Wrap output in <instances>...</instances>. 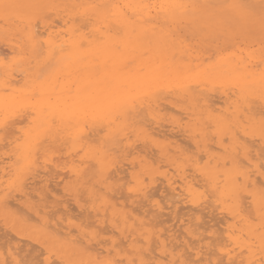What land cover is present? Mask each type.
Returning a JSON list of instances; mask_svg holds the SVG:
<instances>
[{"label":"bare ground","instance_id":"6f19581e","mask_svg":"<svg viewBox=\"0 0 264 264\" xmlns=\"http://www.w3.org/2000/svg\"><path fill=\"white\" fill-rule=\"evenodd\" d=\"M61 1L62 5H60L61 3H59L60 1L58 0H0V18L3 22L2 24H6L9 27L12 26V22L17 21L20 27L16 29L21 35L19 38L13 35L14 38H17L14 40L12 37L9 38L10 36L8 39L3 36L4 39H6L5 44L8 48L6 51L9 50L14 55L10 58L11 62H5L7 63L5 64L3 62V60H5V58H3L5 55V49H0V119L5 117L8 121L9 116L14 115L16 111L23 109L26 110V115L23 112L25 118L23 119L21 114H18V117L20 115L22 119L20 118L16 122L20 124L21 122L27 123L25 129L16 126L18 131L17 134L10 132L11 134H14L8 137L0 136V141L6 138L8 145H13L12 147L10 146L12 150L8 148L10 149L9 154H5V156L0 154V215H4L5 219H7L5 226H7L8 223H11L8 226L11 228L10 230L15 236L24 237L23 239L28 238V243L31 244L29 241L30 239L35 244L37 243V246L39 245V250L42 249L43 254H45L42 256L41 252H39L41 254L38 253V255H41L40 257H43V264H58L59 262L60 264H98L99 261L97 259L103 252L106 253L105 257L111 252H114V254L111 253L113 255L112 257H107L102 260L103 264H146L145 260H147V258L151 260H149L150 264H220L221 261H219V259L218 261L214 259L216 254L221 256L222 262L224 260L225 264H260L261 259L264 261V161L262 162L263 166L260 164V161L264 158L262 159L260 155L261 153L254 152L248 147V144V146L245 145L246 142L244 143L241 139L239 140V136H237L240 133L242 136H247L249 138L255 137L264 146V114L262 111L260 112V110H256L257 108L255 109L252 105V102L258 100L264 106V69L258 71L253 67H248L246 58L234 51L227 54H221L216 60L205 63L204 65H201L200 63L192 64L191 59H189L190 62H186L187 54L188 56L192 55L186 51L188 43H186L187 41H185V39H182V37L173 33V28H168L169 25L167 24L170 21L172 23H177L182 20L191 21L194 25L193 30H197L205 37L208 35L207 33L210 34L212 32L211 27L218 28L222 31L225 29L232 31L237 28L236 26H239L241 30L246 32V29L249 27L248 24H250L251 16L250 13L241 6L240 2L242 0ZM212 1L216 4L215 6L211 5ZM246 1L264 7V0ZM60 7L66 12L65 15L67 16V18L62 20L65 28L63 27L64 30L62 31H54L52 29L53 25L51 26L47 23L49 19L45 16L47 15L50 18L51 15L49 16V14L53 13V10ZM48 11L51 12L49 13ZM45 12H48L49 14L46 13L44 16ZM66 16L62 15L63 18ZM75 16L80 19L81 22H79V24L75 21ZM43 17L45 18V21L48 20L45 22ZM51 20L53 21V18ZM38 23H40V27L38 26ZM187 23L189 25V22ZM205 23H207L208 26H205ZM259 23L260 29H264V19H260ZM180 26L183 25L180 24ZM56 27L54 28L57 29ZM258 28L259 27H257V29ZM2 29L4 28L2 27ZM86 29H88V31H86ZM263 29L261 31H264ZM251 30L252 29H249L247 32H252ZM256 30H254L255 36L256 34L259 35V32ZM240 32L242 34L243 31H239V35H241ZM245 32H243V34ZM191 33H193V31ZM262 34L264 35V33ZM16 35L18 36V34ZM195 38L196 37H194V39L192 38V41H194ZM21 40L23 41L24 46H26V49L23 47V44H20V42L22 43ZM192 41L190 42L192 43ZM196 41L198 40H195L194 42ZM203 43H205V39ZM39 48L43 50L42 53H44V56L39 53ZM35 51V56L40 55L33 57ZM26 53H28L29 56H32V59L43 57L40 61L39 59L38 61H34L35 64H40L50 59H56L58 65L60 63V70L56 71V73L54 72V75L52 74V71H50V73H47L45 77L40 80L38 74L42 70L41 67H45L46 62L40 67L41 70L39 69L40 72L36 75H33L32 73L30 74L29 71L27 74L24 73V75H22L23 77L21 76V79H18L20 76L16 79L14 77L15 74L13 75L16 69L14 66L24 60ZM135 55L138 58V62H136L138 65L136 64L137 67L135 68V71L130 73L129 69L126 70V67L128 66V61L126 62V59ZM97 58H99L101 62L102 72L100 75H96L95 73L97 64L95 65L94 59L96 60ZM32 61L33 60H30V62ZM108 61L111 65L110 71H105L106 65L104 64ZM203 62L201 61V63ZM28 70L29 69H27V71ZM23 71H25V69L22 70V74ZM16 72L19 71L16 70ZM17 75L18 74L16 73V77ZM43 75L44 73L42 74V77ZM216 86L223 88L222 93L224 96L212 99L209 93L212 91L213 87ZM227 89H229L230 92L227 91ZM161 93H164V96H161ZM214 96L215 95L213 94V97ZM167 97L171 98H169L170 102L168 103L172 108L174 107L178 109L179 114L180 111L184 112L188 117V122L184 121V126H182V122L180 123L179 121H173L169 126H171V128H181L184 135L193 141L195 148L205 153L207 157L205 160H208L207 168L198 166V155L194 160H191L194 161V172L192 173L186 172L187 170L185 171L182 169V166L180 168L175 167V163L174 171L176 174L169 175L167 172L160 173L157 172L155 167L151 165V162L146 159H143L144 161L140 160L142 163L138 161V163H140L139 165L133 161H130L128 162V165H125V162L121 164L117 162L118 160L113 161V157L110 158V156L107 155L108 153H106L103 144H98V146H96L91 143L93 142L91 138L90 140L88 139L87 129H89V126L86 127V125H89V123L96 125L97 123L99 129L96 133L93 132V135L98 136V133L101 134L100 131L103 132V130H106L107 138H102L107 141L108 139L114 140L118 138V135L124 136L126 137V142H120L121 144L124 143V148H129L131 147V144H133L128 141V134L131 132L132 135L136 137L140 136V140L143 141L144 139L145 142L147 141V145L149 142L152 147H155L160 152L161 155L165 157L169 155L171 160V149L167 148L168 145L166 144L168 142L167 140L170 139L168 138L165 140L166 143H161L164 139H160L161 137L166 139V136L169 133L166 134L165 130H161L160 127L163 125L158 118L160 110L164 109L163 107L161 108L163 104L162 101ZM175 101L184 103L186 108L178 106ZM220 101L223 102L225 106L221 107L219 105L221 103ZM136 105L147 113L146 116L149 117L148 119L152 120L149 124H155L157 127L147 128L146 126L148 123H138L140 120L142 121V119L139 121L138 119H135L137 116L136 112H138L135 110ZM168 107L169 106L165 109L167 110ZM169 110H171V108H169ZM15 116L17 117L16 114ZM6 124L8 123L6 122ZM14 124L16 125V123H13L12 126H15ZM29 124H31V126L28 127ZM135 124L140 125H138L137 128H134ZM4 125L2 127H4ZM9 125L11 127V124ZM58 127L60 128V132H63V136L67 138L70 146L69 153L66 154V151H64V154H66L65 158L68 157L67 161L63 157L66 162L63 164L66 166L68 165L67 170L69 175H73L76 178L82 176V174H85L83 170L86 171V167H89V165L87 166L86 164H90L89 162H91V165H95L98 177L101 179L100 182H98L103 183V186L107 191L112 189L111 184L114 181L126 178L125 175L127 172L129 179L134 182L133 185V183L131 184V182H129L130 180H127L128 183H130L127 184L132 186L125 187L127 188L126 190L129 197L133 198L130 200V204L143 201V205L140 206V209L134 207L136 211L133 207H130L131 211L134 210L133 212L138 213H132L130 210H127L126 212L116 211V202H113L116 201L119 195L116 196V194L113 193L116 196V198L113 199V202H110L109 200L104 201L102 200V197L101 199L99 198L101 201H104V204L102 202V206L104 207L100 208L101 206L99 207V205H97L100 208L99 209L94 208L95 206H93L92 211L94 212L93 217H95V219L94 221H88L87 225L89 226V222H93L97 226H101L105 221H108L112 231V222L105 218L107 214L110 216V219L111 217L112 219L118 217L115 218V221L116 219L119 220V217L122 222H125L127 219H132L131 222L127 220L130 226H132L133 223L135 224V222H138L141 225L140 229L142 230L137 233V237H134V234L136 233L133 231L134 229H130L128 231L129 234L126 232L127 235L122 236L127 243L124 247H128L131 251H135V263H133L132 258H129L126 255L121 257V254L116 251L115 246L117 243L119 244V242L113 235L99 240L97 238L98 234H88L77 226L71 227L69 223L64 224L61 217H58L56 221H53L55 215L52 216V214H49L50 209L49 211L47 209L49 207L54 208L58 206L55 209L58 208V210H62L63 213H60V215L64 214L67 216L68 211L70 210L71 212V209H68L67 198L64 199L66 201H60L54 198L57 200L54 205H47L46 203L43 205L39 204L40 206L38 207L25 205L27 202L30 203V199L33 195L39 196L38 193L33 191L35 188L28 185L29 182L25 181V177L29 178V175L26 176L27 172L30 168L33 169L34 155L37 153L36 150L38 151V149H40L42 144H40V142L44 143L47 138L49 141L48 136L43 141L44 137L50 133L51 130L52 132L56 129L58 130ZM149 129L151 131H149ZM208 133L219 139V142L216 145L223 150L222 154H217L218 152L216 151L214 152V146L209 143L211 136L209 139ZM4 134L8 135L6 132H4ZM89 134L88 131V135ZM223 135H227L229 138V143L227 145L223 144ZM63 136L61 135L60 137ZM173 136H175V134H173ZM56 137L55 139L58 138ZM170 137L172 139V135H170ZM197 137L198 139H196ZM247 137L246 139L248 140ZM244 138L245 137H243V139ZM159 139L160 142L158 141ZM257 139L255 140L257 141ZM62 140V142L65 141L64 139ZM248 141L251 143L250 140ZM62 142L61 144L65 143ZM49 143H47L46 146L49 145L50 147L48 146V148H51L53 146L51 145L52 142ZM95 143L97 144V142ZM170 143L169 145H171ZM178 144L181 145L180 142H178ZM182 144H184L183 141ZM186 144L191 146L187 142ZM38 146L39 148L37 149ZM250 146L253 147L254 145ZM67 148L68 147H66V149ZM150 149L152 148L150 147ZM48 150L46 149V151ZM11 151H13L12 154H10ZM46 151H43V154L45 153L44 158L47 156ZM50 151L48 154L51 153V157H53L55 152L53 150V152ZM40 152H42V150ZM172 152L185 156L184 151L179 147L172 148ZM188 155L187 159L190 158ZM42 156L43 155L40 154L37 158L35 155L40 161L41 158L39 159V157ZM47 157L49 159V156ZM59 159L58 162L63 167V164L60 163L61 160L59 161ZM175 160L172 159L171 161L173 162ZM178 160H176V162ZM181 160H183V162L185 161L184 158ZM181 160L179 162H181ZM55 161H57V158ZM200 161L202 162V160ZM244 162L248 164L247 167L243 166ZM226 163L231 165L227 170L225 169ZM47 164H49V161ZM135 164L140 167L138 168L140 170L138 171L135 169L133 170L135 172H133L131 169L132 172H130L129 168H135ZM259 165H261L263 169L260 168ZM54 166L58 168L59 165L54 164ZM46 168H37L38 170L33 169L34 171H32L34 173H32V175L30 174V179L32 181L28 179L34 186L39 185L38 183H42L43 185L41 187L42 189H45V191L43 190L44 193H46V190L47 192L50 191L49 186L51 184H53V186L51 185L53 191L54 189H59L55 186L66 176L65 173H62L63 169L61 173H57L55 177H48V168ZM186 168L188 169L189 167ZM136 170L138 173H136ZM140 171L143 172V175H147L146 178H148L149 181L146 184L144 183V176L142 177V174L139 173ZM154 173L161 175L162 179L161 185L163 184V186L161 187L164 189L161 190L159 195L157 192L160 187H157V185L156 187L155 185L153 186L156 180L154 179ZM198 175L204 183L196 178ZM51 178H56L54 181L55 183L53 182L49 184V182L54 180H51ZM67 179L68 178H66V180ZM239 179H241V182H239ZM85 180L87 181V179ZM158 180H160V178H158ZM204 186L207 187V195L210 196L211 193L210 197L212 199L210 202L206 199V194L203 193L204 190V192H206ZM249 186L253 189V192L251 194L246 192L244 198H250L247 203H249L251 208L249 211H252V217L250 214L246 213V215L244 213L245 209H243V206L245 205H243V202L240 199L241 194H243L246 189L248 190L247 187ZM38 187L40 186H37L36 188ZM94 187H96V184ZM151 187L154 191L152 190L150 192L149 189H152ZM154 187L155 189L158 188L157 192ZM11 188L16 190V194L11 192L12 195H10ZM42 189L40 188L39 190ZM81 189L83 190V188ZM102 192V195L105 194L108 196V194H110L111 196H114L111 194L112 192L105 193L104 190ZM163 192L165 193L163 194ZM58 193H60V190ZM82 193H84V190ZM157 195L158 198H155ZM167 195L174 199L166 198ZM43 196L46 197L50 195L47 193ZM120 196H122V193ZM85 197L87 199V197L91 196ZM37 198L38 197H36V199ZM51 198L53 200V196ZM111 198L109 196V199ZM45 201L49 202V199ZM54 201L51 203H55ZM96 203L99 202H95V205ZM127 204L128 203L124 202L123 204H120V206L122 205V208H124ZM128 205L127 207H129ZM144 206L147 209L142 210ZM209 206L218 209V214L221 215L219 217L215 214L216 217H219L220 219L218 218V221H216L217 219L215 220L214 218H211L216 222L210 223L211 226L216 224L221 228L220 232L222 237L218 238L219 241L217 239L218 236H214V231L204 234V232L202 233L199 230L200 226L202 228L205 225H201L202 223L200 220L202 219L199 220L200 216H198V214L205 208L211 212ZM108 207H110V210L108 211L109 213L106 214ZM182 207L187 208L186 211H179L185 210L181 209ZM90 209L88 211H91ZM79 211L83 212V210ZM150 212L155 213V218L162 217L163 215L166 216L167 214L168 217L172 215L170 218L174 220L172 223L173 227L169 229H166L165 227L163 229L160 226L161 228H158L157 230H151V227L154 229L159 227V225L163 223V218H161L162 220H156V222H152V219L151 221H146ZM80 214L81 213H79V219L82 218V215ZM138 214L141 215V218L138 217ZM204 214L201 215V218ZM213 216L214 213L211 217ZM67 217H69V214ZM168 217H166V220L169 219ZM226 217L230 220H227ZM147 219H150V217ZM13 220L17 221L19 225H15L16 222L13 223ZM166 220L164 221L166 222ZM184 220L187 221L184 222ZM198 220L201 224H199ZM28 221L38 222L40 229H35L34 227H32V229L24 228L23 225H21H26ZM147 225H150L151 227L147 228ZM193 225H197V227L191 229V226ZM130 226L127 227V229L130 228ZM72 229L76 233H74ZM4 232V235L8 233L6 231ZM117 232L123 234L121 230H118ZM112 234H115L116 236V232ZM87 235L89 237H87ZM11 236L12 234H10V237ZM10 237L8 239H11ZM120 239L121 238H119V241H121ZM139 241L143 242V249L142 246L136 245ZM0 243H3L2 247H5L4 250L0 247V264H19L20 261H22L23 257H19V248L17 246L10 244V241H0ZM121 245L123 247L124 244ZM20 246L22 247L21 244L19 247ZM149 247H153L156 250L154 249L151 251V248L149 249ZM22 249L23 248H21V250ZM29 255L30 252L28 253V256ZM53 256L57 258V262L54 259V261L52 260ZM18 257L21 259L20 261ZM33 258H35L34 255ZM23 263L26 262L23 261Z\"/></svg>","mask_w":264,"mask_h":264},{"label":"rangeland","instance_id":"374dc122","mask_svg":"<svg viewBox=\"0 0 264 264\" xmlns=\"http://www.w3.org/2000/svg\"><path fill=\"white\" fill-rule=\"evenodd\" d=\"M58 1H60L59 3H61L60 5H62V1L61 0H58ZM64 1V0H63ZM112 1H114V0H112ZM115 1H117V0H115ZM240 4H241V6L242 7H244V9L245 10H247L249 13H250V16H251V18H250V24H248V29H246V32L249 30V29H252L251 31L252 32H245L244 30H241L240 28H239V26H236L237 28L236 29H234V30H232V31H228V30H220V29H218V28H214V27H211L212 28V32L209 34V33H207L206 35V37L205 36H202L201 35V33H199L197 30V32L196 31H194L193 29H194V25H193V22H191V21H186V20H182V21H180V22H177V23H172L171 21L170 22H168L167 24L169 25L168 26V28H173V33H176L177 34V36H179V37H182V39H185V41H187L186 43H188V46H190V47H188L187 46V49H186V51H187V53H189V54H192V55H190V56H188V54H187V56H186V62H190V60L189 59H191V62H192V64H197V63H200L201 65H204L205 63H209V62H212L213 60H216V58L219 56V55H221V54H227V53H230V52H235V53H237V54H240L241 56H244L245 58H246V60H247V64H248V67H253L254 69H257L258 71H261L262 69H264V35L262 34V33H264V31H261L262 29H260V19H264V7H262V6H260V5H255V4H252V3H248L246 0H242L241 2H240ZM211 5H213V6H215L216 4L215 3H213V1H212V3H211ZM212 7V6H211ZM214 8V7H213ZM58 9V10H57ZM56 10H53L52 12L54 13H51V14H49L51 11H48V12H45V14H44V16L46 15V13L47 14H49V16H50V18L52 19L53 18V21L46 15L45 17H47L46 19L48 20H46L47 21V23H49L51 26L53 25V27H52V29L54 30V31H58V30H60V31H62V30H64V28H65V26H64V24L62 23L63 21L62 20H64L65 18H67V16L65 15L66 14V12L65 11H63V9L60 7V8H57ZM61 9H62V11H61ZM60 10V11H59ZM62 12V13H61ZM60 13V14H59ZM53 14V15H52ZM58 16H57V15ZM62 15H64V16H66V17H62ZM60 17V18H59ZM62 17V18H61ZM76 18H75V21H77V23L79 24V22H81L80 21V19L79 18H77V16H75ZM43 19H44V21H45V18L43 17ZM56 20V21H55ZM252 20H254V21H252ZM45 21V22H46ZM49 21H51V22H49ZM56 23H55V22ZM83 21V20H82ZM16 22V23H15ZM53 22V23H52ZM58 22V23H57ZM182 22H184V23H182ZM187 22H189V25H190V27H189V25H188V23ZM3 22H2V20H1V18H0V37H2V38H0V41L3 43V45H6L5 44V41H6V39H4V37L3 36H5V38H7L8 39V37L9 38H11L12 37V39L14 40V39H17V38H19L21 35H20V33L17 31V29L16 28H18V27H20V25L18 24V22L17 21H14V22H12L13 24H12V26H9L8 27V25H6V24H2ZM52 23V24H51ZM60 23V24H59ZM18 24V25H17ZM59 24V25H58ZM80 24H82V23H80ZM174 24V25H173ZM180 24H182L183 26H180ZM57 27H56V26ZM63 25V26H62ZM38 26L40 27V23H38ZM58 26H60V27H58ZM205 26H208V24L207 23H205ZM251 26V27H250ZM2 27L4 28V29H2ZM54 27H56L57 29H55ZM62 27V28H61ZM64 27V28H63ZM253 27V28H252ZM257 27H259L258 29H257ZM7 28V29H6ZM12 28V29H11ZM235 28V27H234ZM188 29H190V30H188ZM256 30L257 32H259L258 34L259 35H257L256 34V36H255V31L254 30ZM9 30V31H8ZM181 30V31H180ZM187 32H186V31ZM264 30V29H263ZM15 32V33H13V32ZM86 31H88V29H86ZM193 31V33H191ZM206 31V30H205ZM239 31H243V32H245L246 33V35H245V33L243 34V32H242V34H241V32H240V34L241 35H239L238 33H239ZM3 34H2V33ZM236 32V33H235ZM262 32V33H261ZM185 33H187V34H185ZM198 33H199V35H198ZM218 33V34H217ZM225 33H227V34H225ZM7 34V35H6ZM16 34H18V36L16 35ZM214 34V35H213ZM221 34V35H220ZM247 34H250V35H247ZM252 34V35H251ZM260 34H261V36H262V38H261V36H260ZM16 36L15 38H14V36ZM210 35V36H209ZM215 35H217V36H215ZM231 35V36H230ZM237 35V36H236ZM192 36V37H191ZM197 36H198V39H197ZM201 36H202V38H201ZM248 36H249V38H248ZM254 36H255V38H254ZM186 37V38H185ZM194 37H196L195 38V40H198V41H196V42H194V41H192L193 39H194ZM193 38V39H192ZM199 38H200V40H199ZM3 39V40H2ZM20 39H22V38H20ZM204 39H205V43H203V41H204ZM211 39H213V40H211ZM221 39H223V40H221ZM229 39V40H228ZM192 41V43L190 42V41ZM203 40V41H202ZM243 40V41H242ZM253 40V41H252ZM263 40V41H262ZM22 41V40H21ZM189 41V42H188ZM203 43H201V42ZM227 41H228V43H227ZM231 41V42H230ZM262 41V42H261ZM0 42V49L2 50L3 48L5 49L4 50V52H5V55H4V57L3 58H5V60H3V62L5 63V62H11L10 61V58L14 55V54H12L9 50V52L8 51H6L8 48H7V45L6 46H3L2 45V43ZM207 42V43H206ZM252 42V43H251ZM194 43V44H193ZM225 43V44H224ZM20 44H23V41H22V43L20 42ZM191 44V45H190ZM195 44H197V45H195ZM218 44V45H217ZM223 44V45H222ZM239 44V45H238ZM251 44V45H250ZM203 45V46H202ZM192 46V47H191ZM194 46H195V48H194ZM263 46V47H262ZM23 47L26 49V46H24V44H23ZM198 47H199V49H198ZM201 47V48H200ZM204 47V48H203ZM219 49H218V48ZM231 47V48H230ZM197 48V49H196ZM230 48V49H229ZM202 49V50H201ZM229 49V50H228ZM234 49V50H233ZM190 50V51H189ZM193 50V51H192ZM223 50V51H222ZM42 49L41 48H39V53L40 54H42L43 56H44V53H42ZM192 51V52H191ZM238 52H240V53H238ZM217 53H219V54H217ZM248 53H249V55H248ZM10 56H9V55ZM35 54H36V51H35V53L33 54V57H36V56H39V55H36L35 56ZM37 54H38V51H37ZM28 55V56H27ZM195 56H196V59H195ZM251 56H254V57H251ZM258 56V57H257ZM25 58H24V60H22V61H20L19 63H18V65H15L14 67L16 68L15 69V73H13V75L15 74V78L17 79L18 78V76H20V78H18V79H21V76L22 75H24V73H29V71H30V74L32 73L33 75H36L37 73H39L40 72V70H41V72L38 74V77H40V80L41 79H43L44 77H45V75L47 74V73H50V71H52V74L54 75V72L56 73V71H58V70H60L59 68H60V63H59V65H58V61L56 62V59H50V60H47V61H45V62H43V63H40V64H35V62L34 61H38V59H39V61L43 58V57H37L38 59H36V58H31L32 56H29V54L28 53H26V56H24ZM133 57V58H132ZM189 57V58H188ZM193 57V58H192ZM257 57V58H256ZM260 58V59H259ZM36 59V60H35ZM136 59V60H135ZM252 59H253V61H252ZM30 60H33L32 62H30ZM203 60H204V62H203ZM250 60V61H249ZM26 61H27V63H26ZM49 61H51V62H49ZM94 61H95V65H96V70H95V73H96V75H100V73L102 72V70H101V62H100V59L99 58H97L96 60L94 59ZM128 61V62H127ZM201 61L203 62V63H201ZM25 62V63H24ZM30 62V63H29ZM47 62V63H46ZM126 62L128 63L127 65V67H126V70L127 69H129L130 70V73H133L134 71H135V68L137 67V65H138V63H136V62H138V58H137V56L135 55V56H131V57H128L127 59H126ZM134 64H133V63ZM260 62V63H259ZM7 63H5V64H7ZM23 63V64H22ZM29 63V64H28ZM44 63H46L45 64V67L44 68H42L41 66L42 65H44ZM131 63V64H130ZM253 63V64H252ZM28 64V65H27ZM137 64V65H136ZM21 65V66H20ZM104 65H106L105 66V71H110V67H111V65H110V62L108 61V62H106ZM250 65V66H249ZM260 65V66H259ZM27 68V69H29L28 71H27V69L25 68V67ZM28 66V67H27ZM46 66H48V67H46ZM40 67H41V69H40ZM260 67V68H259ZM20 69V70H19ZM23 69H25V71H23V74H22V70ZM31 69V70H30ZM40 69V70H39ZM16 70H18L19 72H20V75H19V72H16ZM39 70V71H38ZM45 70H47V71H45ZM132 70V71H131ZM16 73L18 74L17 75V77H16ZM44 73V75H43V77H42V74ZM40 75V76H39ZM52 75V76H53ZM23 77V76H22ZM222 89L223 88H221L220 86H216V87H213V89H212V91L209 93L210 95H211V98L212 99H217L219 96H224L223 95V93H222ZM227 91H229L230 92V90L229 89H227ZM164 93H161L160 95L161 96H164L163 95ZM166 94V93H165ZM213 94L215 95L214 97H213ZM170 97H167V98H165L163 101H162V106H161V108L163 107L164 109H162V110H160V112H159V114H158V118H159V121H160V123L163 125L162 127H160L161 128V130H165V133L166 134H168L167 136H166V139L165 138H160L161 140L162 139H164L163 140V142L161 141V143H166V141L165 140H167L168 138L170 139V140H167L171 145H169V143L167 142L166 144L168 145L167 146V148H169V149H171L170 151H171V155H172V158H171V160L173 159V160H178L177 162H176V160L175 161H171L170 160V156H169V158H168V156L167 157H165V156H163V155H161L160 154V152L155 148V147H152V145L148 142V145H147V141L145 142V140L143 139V141L142 140H140L141 139V137L139 136H134V135H132V133L130 134H128V141L130 142V143H133V144H131V147H129V148H124V143H122L121 144V142H126V137H124V136H120V135H118V138H116V137H114V138H116V139H114V140H110V139H108V141L106 140V139H104V138H102V137H106L107 138V135H106V130H103V132L102 131H100L101 132V134L100 133H98V136L100 135H103V136H97V135H93L94 133H96V131L99 129V126L97 125V123H96V125H93V123H89V125H86V127L87 126H89V129H87L88 131H89V135H88V131H87V136H88V139L90 140V138L92 139V141L94 142H91L92 144H94V145H96V146H98V144H103L104 145V147H105V150H106V153H108L107 155H109L110 156V158H112V160L113 161H117V162H119V163H124L125 165H128V162H130V161H133L134 163H137L138 165L140 164V163H138V161H140V160H143V159H146V160H149L150 162H151V165L152 166H154L155 167V169L157 170V172H160V173H168L169 175L170 174H176L175 173V171H174V163H175V167H181L182 169H184L186 172H188V173H192V172H194L193 171V166H194V161H191L192 159L194 160L195 158H196V156L199 158V160H197V163H198V166L199 167H203V168H207V161L208 160H205V159H207V157H206V155H205V153L203 152V151H201V150H199V149H197V148H195V146L193 145V141L189 138V137H186L185 135H184V133L182 132V130H181V128L180 129H178V128H171V126H169L170 125V123H172L173 121H179L181 124H182V126H184V121L185 122H188V117H187V114H185L184 112H182V111H180V114L178 113V109H176V108H172V106L168 103V102H170V99H169ZM223 98V97H222ZM221 102V101H220ZM175 103L178 105V106H181L182 108H186L185 106V104L184 103H180V102H177V101H175ZM222 103V104H221ZM219 105L221 106V107H223V106H225V104L223 103V102H221ZM165 105H166V107H165ZM252 105H253V107L256 109V110H260V112L262 111V113L264 114V106H263V104H261V102L260 101H256L255 100V102H252ZM167 106H169L168 107V111L165 109V108H167ZM169 108H171V110H169ZM137 109H139V110H137ZM172 109H174V110H172ZM136 111H138V112H136V114H137V118L135 117V119L137 120L138 119V121L140 120V119H142V121H143V123H142V121L140 120L138 123H140V124H147V128H152V127H157L155 124H152V125H150L149 123L152 121L151 119H148L149 117L148 116H146L147 115V113L146 112H144L143 110H141L140 108H139V106L138 105H136V109H135ZM177 110V111H176ZM21 111H22V113H21ZM25 111L26 110H23V109H21V110H18V111H16V115H17V117H18V114H21V116H22V118L24 119L25 117L23 116L24 115V113H25ZM162 111V112H161ZM169 111H171V112H169ZM173 111V112H172ZM176 111V112H175ZM24 112V113H23ZM27 113H28V111H27ZM15 114L14 115H12V116H9L8 117V121H7V118H5V117H2V119H0V130H1V133H0V136L1 137H4V136H11V135H13L14 133L15 134H17L18 133V131H17V129H16V126H20L21 128H23V129H25L26 128V126H27V123L26 122H21V124L20 123H17L16 121L18 120V119H20L21 118V116L19 115V117L17 118L16 116H15ZM144 114H145V116H144ZM25 115H26V113H25ZM16 117V118H15ZM138 117H140V118H138ZM144 117V118H143ZM181 117V118H180ZM183 117V118H182ZM263 117H264V115H263ZM5 118V119H4ZM11 118V119H10ZM21 118V119H22ZM185 118V119H184ZM187 118V119H186ZM4 119V120H3ZM134 119V120H135ZM179 119V120H178ZM6 122L8 123V124H6ZM13 123H16V125L15 126H12L13 125ZM24 123V124H23ZM5 124V125H4ZM9 124H11V127H10V125ZM140 124H135L134 125V128H137V126L138 125H140ZM4 125V127H2ZM7 125V126H6ZM164 125H166V126H164ZM5 126H6V128H5ZM29 126H31V124H29L28 125V127ZM3 128V129H2ZM9 128V129H8ZM97 128V129H96ZM7 130V131H5V130ZM96 129V130H95ZM92 130H94V131H92ZM17 131V132H16ZM54 131V130H53ZM62 131V130H61ZM105 131V132H104ZM149 131H151L150 129H149ZM4 132H6V133H8V135L6 134H4ZM10 132H14V133H10ZM60 128L58 127V130L56 129L54 132H52V130L50 131V133H48L45 137H44V139H43V141L47 138V136L49 137V141H48V138L44 141V143L43 142H40V144H41V147H40V149H38L39 148V146H40V144H39V146L37 147V149H38V151L36 150V156H37V158H38V156L41 154V155H43L42 157H39V159L41 158V161L40 160H38L36 157H35V155H34V166H33V169H41L42 167H47L46 169H47V175H48V177H55L56 175H57V173H61V171L63 170V172L62 173H65V178L60 182L59 181V183H58V185H56L55 187H57V188H59V189H54V191L52 190L53 189V184H51V183H53L54 181H55V179L56 178H51V180H53V181H51V182H49V184H51L50 186H49V188H50V191H48L47 192V190H46V193H44L43 192V190L45 191V189H42V183H38L39 185H36V186H34L33 184H31L30 182L32 181L31 179H30V174L32 175V173H34L33 171V169L32 168H30V170H31V172H30V170L27 172V174H26V176L27 175H29L28 177L29 178H27V177H25V181H27V182H29L28 183V185H30V186H32V187H34L35 188V190H33L35 193H38L39 194V196H32L31 197V199H30V203H25V205L27 206V205H30V206H34V207H38V206H40V205H43V204H47V205H54V204H56V201L57 200H60V201H62V200H64V199H66L67 200V204H68V206H69V208L68 209H71V212H70V210L68 211V214H69V217H67L68 216V214H67V216L66 215H60V213H63L62 212V210L60 211V210H58V208L57 209H55L56 207H58V206H56V207H54V208H52V207H49L47 210L49 211V209H50V211H49V214H52V216L53 215H55L54 216V218H53V221H56L57 220V218L58 217H61L62 218V220H63V222H64V224H70L71 225V227H73V226H77V227H79V228H81L82 229V231H86L85 233H88V234H98V236H97V238L99 239V240H102L103 238H107L108 236H111V235H113L114 236V238L116 237V240H118V242H119V244L117 243L116 244V246H115V249H116V251H118L119 252V254H121L120 256L122 257L123 255H126L127 257H129V258H132L133 259V263H135L136 261H135V259H136V254H135V251H131L130 249H128V247H124L125 246V244H127L124 240L125 239H123V237L122 236H124V235H127L126 234V232L129 234V230L130 229H134L133 231L134 232H136L135 234H134V237H137V233L138 232H140V230H142V229H140L141 228V225L138 223V222H135V224L133 223L132 224V226H130L129 225V222H131L132 221V219H130V220H126L125 222H122L121 221V219H120V217H119V220L118 219H116V221H115V218H118V217H115L114 219H112V217H111V219H110V216L107 214V213H109L108 211L110 210V207H108L107 209L108 210H106V216H105V218H107V220H110L111 222H112V231H111V227L109 226V223H108V221L106 222H104L103 223V225H101V226H97L95 223H91V222H89V226L87 225V222L88 221H94V219H95V217H93V214H94V212L92 211V208H93V206H95L94 208H99L100 206V208H102V207H104V206H102V202H103V204H104V201H106V200H109L110 202H113L114 200L113 199H115L116 198V196H118L119 195V197H117V199H116V201H114L113 203H115V207H116V211L118 210V212H120V211H124V212H126L127 210H130L131 211V208L130 207H135L136 209H140V206H142L143 205V201H140V202H135V203H133V204H130V200H132L133 198H131V197H129V194H128V192H127V186H129L128 184H130V183H128V181L130 180L129 179V176H127L128 175V172L126 173V178H121V180L119 179V181H114L111 185H112V189L110 190V191H107V190H105V188H104V186H103V183H99L100 182V177H98V173H97V171H96V167H95V165L93 164V165H91L92 163L91 162H89L90 164H86L87 166L89 165V167L87 168L86 167V171L85 170H83V172L85 173V174H82V176H80L81 177V179H80V177H78V178H76V177H74L73 175H69L68 174V165L66 166L65 164H63L65 161V159H66V161H67V159H68V157H66L65 158V156H66V154L67 153H69V150H70V146H69V142H68V140H67V138L65 137V136H63L64 134H63V132H60ZM94 132V133H93ZM173 132V133H172ZM211 132V131H210ZM209 132V133H210ZM103 133V134H102ZM208 133V134H209ZM50 134H51V137H50ZM173 134H175V136H173ZM177 134H178V136H177ZM63 136V137H60V136ZM90 135H92V136H90ZM170 135H172V139H171V137H170ZM58 138H57V137ZM94 136V137H93ZM119 136H120V138H119ZM169 136V137H168ZM210 134H209V139H210ZM237 136H239V140L241 139V141H243L244 143H245V145H247L248 147H250L254 152L256 151V152H259V154L261 155V158L263 159L264 158V146L260 143V141L257 139V138H255V137H251V138H249V137H247V136H242L240 133L237 135ZM55 137L57 138V139H55ZM121 137H124V138H121ZM175 137V138H174ZM177 137V138H176ZM212 137H213V135L211 136V139H210V142L209 143H211L213 146V149H214V152L216 151V152H218L217 154H222V152H223V150L222 149H220V148H218L217 147V145L216 144H218V142H219V139L216 137V136H214L213 137V139H212ZM242 137V138H241ZM243 137H245L244 139H243ZM246 137L248 138V140H250L251 141V143L246 139ZM64 139L65 141V143L64 142H62L63 140L62 139ZM97 138V139H96ZM179 138V139H178ZM181 138V139H180ZM223 144H225V145H227L228 143H229V138H228V136L227 135H223ZM50 139H51V141H50ZM55 140V142H54V140ZM124 139V140H123ZM160 139L158 140L159 142H160ZM196 139H198V137L196 138ZM226 139V140H225ZM243 139V140H242ZM255 139H257V141L255 140ZM53 140V141H52ZM58 140V141H57ZM67 140V141H66ZM98 140V141H97ZM178 140H181V141H178ZM245 140H247V141H245ZM46 141H48L47 143H49V142H52L51 143V145H53L51 148H48V146H46V144L47 143H45ZM62 143H64V144H61V142ZM102 141V142H101ZM121 141V142H120ZM143 142V144H142V142ZM182 141H183V143L184 144H182ZM252 141H253V143H252ZM53 142H54V144H53ZM68 144H67V143ZM95 142H97V144L95 143ZM104 142H105V144H104ZM178 142H180V144L181 145H179L178 144ZM186 142L188 143V144H190L191 146H189V145H187L186 144ZM137 143V144H136ZM173 143V144H172ZM255 143V144H254ZM50 144V143H49ZM113 144H115V145H113ZM145 144H146V146H145ZM6 145V146H5ZM44 145V146H43ZM122 145V146H121ZM165 145V144H164ZM174 145V146H173ZM250 145H254V146H256V147H251ZM5 146V147H4ZM13 146V145H8V143H7V140H6V138L4 139V140H2V141H0V154H3V156H5V154H9V151H10V149H11V147ZM47 148H46V147ZM133 146V147H132ZM140 146V147H139ZM147 146H149V147H147ZM181 146H182V148H181ZM190 147V148H188V147ZM50 147V146H49ZM58 147V148H57ZM62 147H63V149H62ZM66 147H68L67 149H66ZM150 147L153 149V151H152V149H150ZM171 147V148H170ZM174 147H179L181 150H183L184 151V153H185V156L183 155H179L178 153H173L172 152V148H174ZM216 147V148H215ZM8 148H10V149H8ZM124 148V149H123ZM5 149H7V150H5ZM46 149L48 150V151H46ZM50 149H51V151L53 150L55 153H54V156L53 157H51L52 156V154L51 153H49V154H51V155H49L48 154V152L50 151ZM58 149H59V151H58ZM65 149V150H64ZM129 149V150H128ZM131 149V150H130ZM138 149V150H137ZM191 149V150H190ZM12 150V149H11ZM42 150V152H40ZM46 151L47 152V156H49V159H48V157L47 156H45V158H44V155H45V153L43 154V151ZM140 150V151H139ZM219 150V151H218ZM50 151V152H51ZM52 151V152H53ZM64 151H66L65 153L66 154H64ZM117 151V152H116ZM144 151V152H143ZM149 151V152H148ZM187 151V152H186ZM62 152V153H61ZM125 152V153H124ZM143 152V153H142ZM13 153V151H11V153L10 154H12ZM40 153V154H39ZM114 153V154H113ZM121 153H122V155H121ZM145 153V154H144ZM38 154V155H37ZM113 154V155H112ZM147 154V155H146ZM170 154V153H169ZM189 154V155H188ZM59 155H60V157H59ZM131 155V156H130ZM154 155V156H153ZM176 155V156H175ZM187 155L191 158H189V159H187ZM200 155H201V158H200ZM56 156V157H55ZM58 156V157H57ZM178 156V157H177ZM179 156H180V158H179ZM203 156V157H202ZM47 157V158H46ZM65 159H64V158ZM150 157V158H149ZM175 157H177V158H175ZM184 158V162H183V160H181V159H183ZM194 157V158H193ZM53 158V159H52ZM56 158H57V161H55L56 160ZM60 158V159H59ZM132 158V159H131ZM165 158V159H164ZM197 158V159H198ZM48 160L49 161V164H47V162L48 161H46V160ZM58 159H59V161L61 160V162L60 163H62L63 164V167H62V165H60L59 164V162H58ZM62 159H63V162H62ZM166 159H168V160H166ZM120 160V161H119ZM165 160V161H164ZM181 160V162H179ZM200 160H202V162L200 161ZM12 161H13V159H12ZM39 161V162H38ZM144 161V160H143ZM199 161V162H198ZM264 161V159L263 160H261L259 163L262 165V162ZM46 162V163H45ZM51 162V163H50ZM141 162V161H140ZM168 162V163H167ZM171 162V163H170ZM44 163V164H43ZM58 164L59 166H58V168L57 167H55L54 166V164ZM66 163V162H65ZM142 163V162H141ZM173 163V164H172ZM178 163V164H177ZM179 163H180V165H179ZM41 164V165H40ZM169 164H171V165H169ZM46 165V166H45ZM48 165V166H47ZM136 165V164H135ZM138 165H136L135 166V168H129L130 169V172H132L133 170H135V169H137L138 171L140 170V169H138V168H140ZM157 165V166H156ZM160 165V166H159ZM176 165H179V166H176ZM247 165L248 164H246V162H244L243 163V166H246L247 167ZM261 165H259L260 166V168H262L263 169V165L261 166ZM36 166V167H35ZM65 166H66V168H65ZM85 166V165H84ZM191 166V167H190ZM32 167V166H31ZM90 167H91V170H90ZM94 167V168H93ZM163 167V168H162ZM186 167H189L188 169L186 168ZM231 167V165L228 163H226V165H225V169L227 170V169H229ZM51 168V169H50ZM169 168V169H168ZM186 168V169H185ZM190 168H192V169H190ZM37 169V170H38ZM58 169V170H57ZM129 169H128V171H129ZM131 169H132V171H131ZM250 169H252V168H250ZM33 170V171H32ZM90 170V171H89ZM136 170V171H137ZM189 170V171H188ZM138 171L136 172V173H138ZM173 171V172H172ZM30 172V173H29ZM133 172H135V171H133ZM172 172V173H171ZM54 173H55V175H54ZM93 174V176H92V174ZM96 175H95V174ZM139 173H143V172H139ZM54 175V176H53ZM153 175H157L156 177L154 176V179H156L155 180V182H154V184H153V186L155 185V187H156V185H157V187L159 186L160 188H162V189H158V192H157V189H155V187H154V189L156 190V192L158 193V195L161 193V190H163L164 188L163 187H161V186H163V184L161 185V175H159L158 173H154ZM69 176V177H68ZM123 176V175H122ZM124 176V177H125ZM142 177L144 176V183L146 184L149 180H148V178H146V174H142L141 175ZM159 176V177H158ZM71 177H72V179H71ZM90 177H92V178H90ZM95 177V178H94ZM66 178H70L69 179V181H68V179L66 180ZM90 178V179H89ZM97 178V179H96ZM146 178V179H145ZM158 178H160V180H158ZM196 178L197 179H200V181L202 182V183H204L202 180H201V178H200V176L198 175V176H196ZM28 179H30V180H28ZM74 179H75V181H74ZM85 179H87V181H89V182H87ZM11 180V179H10ZM76 180H78V181H76ZM128 180V181H127ZM240 181L239 182H241V179H239ZM57 181V180H56ZM71 181V182H70ZM99 181V182H98ZM129 182H131V184L133 183V185H134V182H132L131 180L129 181ZM26 183V182H25ZM55 183V182H54ZM75 183H76V185H75ZM81 183V184H80ZM93 185H92V184ZM121 183V184H120ZM124 183V184H123ZM128 183V184H127ZM158 183V184H157ZM60 184V185H59ZM95 184H96V187H94L95 186ZM104 184H105V182H104ZM119 184V185H118ZM123 184V185H122ZM37 186H40V187H38V188H36ZM76 186V187H75ZM82 186V187H81ZM99 186V187H98ZM116 186V187H115ZM121 186V187H120ZM126 186V187H125ZM132 185H130L129 187H131ZM83 188V190H84V193H82L83 192V190L81 189V188ZM87 189H86V188ZM93 187V188H92ZM102 187V188H101ZM42 189V190H39V189ZM49 188H48V190H49ZM52 188V189H51ZM96 188V189H95ZM152 188V187H151ZM204 188H206V192H204L203 190V193L204 194H206V199L210 202L211 201V193H210V196H208L207 194H208V191H207V187H205L204 186ZM248 188V190L246 189V191L243 193V194H241V196H240V199L242 200V202H243V205H245V206H243V209H245L244 210V213L246 214H250L251 215V217H252V211H249L251 208H250V206H249V203H247L248 202V200H250V198L248 197H246V198H244V195H245V193L247 192V193H249V194H251L252 192H253V189L249 186V187H247ZM17 189V188H16ZM202 189V188H201ZM200 189V190H201ZM252 189V190H251ZM12 190V191H11ZM11 190H10V195H12V193H14V194H16V190L14 189V188H11ZM59 190H60V193H58L59 192ZM80 190H81V192H80ZM87 190V191H86ZM105 191V193L106 192H112L111 194H113V193H115L116 194V196L114 195V196H111L110 194H108V196H106L105 194L104 195H102L103 194V192L102 191ZM117 190V191H116ZM124 190V191H123ZM153 190V188L152 189H149V191L151 192ZM57 191V192H56ZM94 191V192H93ZM114 191V192H113ZM121 191V192H120ZM154 191V190H153ZM12 192V193H11ZM86 192V193H85ZM119 192V193H118ZM124 192V193H123ZM166 192V191H165ZM165 192H163V194L165 193ZM33 193V192H32ZM49 194L50 196H43L44 194ZM102 193V194H101ZM121 193H122V196H120L121 195ZM156 193V194H157ZM72 194V195H71ZM78 194V195H77ZM90 194V195H89ZM99 194H101V195H99ZM158 195H157V197H155V198H158ZM243 195V196H242ZM53 196V200H52V197ZM55 196V197H54ZM85 196H91V197H87V199H86V197ZM98 196V197H97ZM104 196H106V197H104ZM109 196H110V198L111 197H114V198H111V199H109ZM168 196V195H167ZM166 196V198H170V199H174V198H171V197H167ZM209 198H208V197ZM246 196V195H245ZM36 197H38V198H42V199H36ZM101 197H102V200H104V201H101L100 199H101ZM49 199V202L47 201H45V200H48ZM54 198H56L57 200H55ZM96 198V199H95ZM100 198V199H99ZM89 199V200H88ZM126 199H127V202H126ZM55 200V201H54ZM66 200H64V201H66ZM85 200V201H84ZM125 200V201H124ZM143 200V199H142ZM55 202V203H51V202ZM101 201V202H100ZM122 201H124L125 203H128V204H130V205H128L129 207H127V205H126V207H124V208H122V205L120 206V204H123L124 202H122ZM95 202H99V203H96V205H95ZM119 202V203H118ZM37 206H36V205ZM40 204V205H39ZM72 204V205H71ZM119 204V205H118ZM92 205V206H91ZM97 205H99V207L97 206ZM131 205H133V206H131ZM75 208H74V207ZM148 207V206H147ZM210 207V209H211V212H210V210H207L206 208L204 209V210H202L201 211V213L202 214H204V212H205V216L203 215L202 216V218H201V213H199L198 214V216H200V218H199V220L200 219H202V220H200V222L202 223H200L199 222V220H198V222H199V224H201V225H205V226H207V227H202L201 228V226H200V231L203 233L204 232V234H208V233H210V231H214V236H218L217 237V239L218 238H221L222 237V234H221V232H220V227L218 226V225H214V226H211V224L210 223H212V222H216V221H218V218L221 216L220 214H218V212H219V210L218 209H215V208H213V206L211 207V206H209ZM245 207V208H244ZM247 207V208H246ZM73 208V209H72ZM87 208V209H86ZM91 208V209H90ZM99 208V209H100ZM133 208H132V210H133ZM134 208V209H135ZM149 208V207H148ZM180 208V207H179ZM208 208V207H207ZM78 211H76V210ZM91 210V211H88V210ZM136 209H135V211H136ZM144 209H147L145 206L142 208V210H144ZM181 209H185V210H179V211H181V212H183V211H186V209L187 208H181ZM54 210V211H53ZM56 210V211H55ZM73 210H74V212H73ZM79 210H83V212L82 211H79ZM208 212H207V211ZM87 211V212H86ZM134 211V210H133ZM133 211H131L132 213H138V212H133ZM179 211H177V212H179ZM213 211V212H212ZM59 212V213H58ZM77 212V213H76ZM181 212H179V213H181ZM210 212V213H209ZM215 212H217V213H215ZM73 215H72V214ZM79 213H81L80 215H82V218H80L79 219ZM83 213V214H82ZM129 213V212H128ZM178 213V214H179ZM213 213H214V216L213 217H211V215H213ZM150 215L147 217V218H149L150 217V219H147L146 218V221H148V220H150L151 221V219H152V222H156V220L158 221L159 219H161V218H163V223L161 224V225H159V227H156L155 229L154 228H152L150 225H147L146 227L147 228H150L151 227V230H157L158 228H165L166 227V229H169V228H171V227H173L172 226V223H173V219L172 218H170V217H172V215H170V217H168L167 215L165 216V215H163L162 217H157V218H155V213L154 212H150L149 213ZM182 214V213H181ZM180 214V215H181ZM201 214V215H200ZM209 214V215H208ZM217 216H219V217H216V215ZM246 214V215H247ZM70 215H71V217H70ZM210 216V217H208V216ZM73 216H74V218H73ZM76 216H77V218H76ZM92 217V218H91ZM138 217H140L141 218V215H139L138 214ZM165 217V218H164ZM166 217H168L167 219L169 220H166ZM204 217V218H203ZM206 218V219H205ZM211 218H214L216 221H214V219L212 220ZM227 218V217H226ZM55 219V220H54ZM77 219V220H76ZM172 219V220H171ZM204 219V220H203ZM210 219H211V221H210ZM220 219V218H219ZM253 219V218H252ZM7 219H5V217H4V215H0V230H2V231H0V234H1V236H0V241L2 242H7V241H10V244H12V245H14V246H17L18 248H19V257L20 258H22V261H20L21 259L18 257V259H19V261H20V263L19 264H43L42 263V258L43 257H40L41 255L43 256V255H45V254H43V250L41 249V250H39L40 249V247H39V245L37 246L33 241H31L30 239H29V241L31 242V244L30 243H28V238L27 237H25V238H27V239H23L24 237H17V236H15V234L10 230L11 228L8 226L9 224H11V223H8V227L7 226H5V223L7 222L6 221ZM79 220V221H78ZM81 220H83V221H81ZM153 220H155V221H153ZM162 220V219H161ZM164 220H166V222L164 221ZM207 220V221H206ZM209 220V221H208ZM227 220H230L229 218H227ZM254 220V219H253ZM119 221H120V223H119ZM187 220H184V222H186ZM204 221V222H203ZM13 223H15V225H19V223L17 222V221H15V220H13L12 221ZM82 222V223H81ZM206 222V223H205ZM207 222H209V223H207ZM115 223H117V224H115ZM205 223V224H204ZM86 224V225H85ZM92 226H91V225ZM120 224V225H119ZM21 225H23V227L24 228H31L32 229V227H34L35 229H40V226H39V224H38V222H35V221H28L27 223H26V225H24V224H21ZM96 225V226H95ZM127 225V226H126ZM210 225V226H209ZM4 226V227H3ZM28 226V227H27ZM84 226H86V227H84ZM94 226V227H93ZM104 228H103V227ZM130 226V228H128L127 229V227H129ZM161 226V227H160ZM209 226V227H208ZM116 227V228H115ZM195 227H197V225L196 226H191V229H194ZM215 227H216V229H215ZM106 228V229H105ZM218 228V229H217ZM108 229V230H107ZM98 230H100V231H98ZM104 231V233H103V231ZM107 232H106V231ZM118 230H121L122 232H123V234H119L117 231ZM219 230V231H218ZM4 231H6V232H8L7 234H5L6 235V237H5V235H4ZM72 231L74 232V233H76L73 229H72ZM108 231H110V232H108ZM116 232V236H115V234H112V233H115ZM220 232V233H219ZM218 233V234H217ZM10 234H12V236L10 237ZM118 234V235H117ZM3 235H4V238H3ZM120 235V236H119ZM11 238V239H8V238ZM87 237H89L88 235H87ZM119 238H121L120 240L121 241H119ZM5 239H6V241H5ZM27 241V242H26ZM218 241H219V239H218ZM12 242V243H11ZM125 242V243H124ZM93 243V242H92ZM135 243V242H134ZM2 244L3 243H0V247H2ZM6 244V243H5ZM22 245V247L21 248H23L22 250H21V248L19 247V245ZM121 244H124L123 245V247H122V245ZM119 245V246H118ZM136 245H138V246H142L143 245V242L142 241H139V242H137L136 243ZM24 246H25V249H24ZM35 246H37V247H35ZM109 246V245H108ZM151 246H153V245H151ZM33 247V248H32ZM34 247H35V249H34ZM120 247V248H119ZM127 248V249H126ZM144 247L142 246V249H143ZM151 248V249H150ZM213 248V247H212ZM2 249L4 250L5 249V247L3 246L2 247ZM121 251H120V250ZM124 249V250H123ZM149 249L151 250V251H153L155 248H153V247H149ZM0 250H1V248H0ZM21 250V251H20ZM156 250V249H155ZM26 251V252H25ZM30 252V255L28 256V253ZM39 252H41V253H39ZM146 252H148V251H146ZM24 253V254H23ZM38 253L39 254H41V255H38ZM112 254H114V252H111ZM109 254L108 256H106L105 257V252H103L102 254H100L99 255V257H98V264H103V262H102V260L104 259V258H107V257H112L113 255L112 254ZM134 253V254H133ZM32 254V255H31ZM25 255H26V257H25ZM33 255L35 256V258H33ZM118 256V255H117ZM219 256V257H218ZM54 257V258H53ZM52 257V260L54 259L56 262H57V258L55 257V256H53ZM214 257V256H213ZM115 258H118V257H115ZM135 258V259H134ZM24 259V260H23ZM214 259L216 260V261H218V259H219V261H221L220 262V264L221 263H223V264H225L224 262V260H223V262H222V259H221V256L219 255V254H216L215 255V257H214ZM53 260V261H54ZM150 259H148L147 258V260H145V262H146V264H150V261H149ZM23 261H25L26 263H23ZM260 261H261V263H260ZM259 261V263L260 264H262V259ZM56 262H54V263H56ZM58 262H59V260H58ZM57 264V263H56ZM58 264H60V262L58 263ZM62 264V263H61Z\"/></svg>","mask_w":264,"mask_h":264},{"label":"snow or ice","instance_id":"6c2138e0","mask_svg":"<svg viewBox=\"0 0 264 264\" xmlns=\"http://www.w3.org/2000/svg\"><path fill=\"white\" fill-rule=\"evenodd\" d=\"M262 264H264V261H262Z\"/></svg>","mask_w":264,"mask_h":264}]
</instances>
